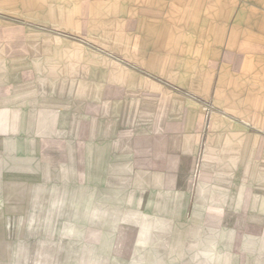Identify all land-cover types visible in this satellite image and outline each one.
I'll list each match as a JSON object with an SVG mask.
<instances>
[{
  "label": "crops",
  "instance_id": "obj_1",
  "mask_svg": "<svg viewBox=\"0 0 264 264\" xmlns=\"http://www.w3.org/2000/svg\"><path fill=\"white\" fill-rule=\"evenodd\" d=\"M7 197L155 264H264V0H0Z\"/></svg>",
  "mask_w": 264,
  "mask_h": 264
},
{
  "label": "rangeland",
  "instance_id": "obj_2",
  "mask_svg": "<svg viewBox=\"0 0 264 264\" xmlns=\"http://www.w3.org/2000/svg\"><path fill=\"white\" fill-rule=\"evenodd\" d=\"M9 199L0 204V264H155L127 226L107 237L90 221L75 220L71 205Z\"/></svg>",
  "mask_w": 264,
  "mask_h": 264
}]
</instances>
